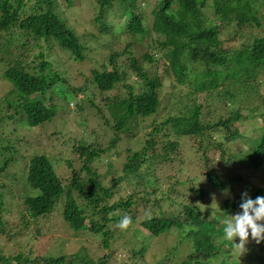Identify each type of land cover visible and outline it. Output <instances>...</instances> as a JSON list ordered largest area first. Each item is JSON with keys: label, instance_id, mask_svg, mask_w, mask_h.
Returning a JSON list of instances; mask_svg holds the SVG:
<instances>
[{"label": "trees", "instance_id": "16d2710c", "mask_svg": "<svg viewBox=\"0 0 264 264\" xmlns=\"http://www.w3.org/2000/svg\"><path fill=\"white\" fill-rule=\"evenodd\" d=\"M65 1L66 5H71L73 0ZM94 5L96 14L92 25L95 29L88 33L77 32L66 21L61 0H0V80L9 84L0 96V176L5 173L14 187L17 173L9 170L23 157L19 156L16 142L7 136L5 128L9 121L19 124L24 121L32 127L52 121L59 112L71 110L69 101L76 99L78 92L87 89L89 84L95 85L105 103H97L88 94L89 99L79 98L77 107L86 109L83 101H89L97 109L105 127L113 131L109 145L101 147V144L79 140L76 149L80 151L83 165L77 170L70 162L72 176L69 179L60 176L51 159L44 154L29 159L22 178L27 177L23 182L27 188L24 203L34 222L60 214L74 231L100 234L99 246L107 248L108 252L94 259L83 250L68 261L67 255L34 258L30 250L29 255L25 251L12 256L1 253L0 262L5 258L16 260V264H118L121 259L113 251L116 246L112 245V240L127 249L131 247L129 251L134 258L144 261L155 239L174 230L173 247L167 248L163 255L166 257L160 256L162 259L155 254L159 260L156 258L154 264H230L226 258L230 249H224L218 242L224 240V220L241 211L242 194L235 190L234 183L242 182L243 174L226 180L215 171L208 173L214 187L233 194L225 198L220 213L210 217L207 212L214 205L203 207L198 203L177 202L173 194L186 196L176 187L178 183L166 187L152 172L145 178L140 168L141 161L148 162L151 170L171 162L181 139L187 137L198 141L199 150L207 151L214 144L221 150V159L225 160L226 141L241 134L231 120V110L244 102L253 103L249 115L244 116H264L260 110L264 105L261 93L264 35L246 33L253 36L250 42L235 49L227 48L221 36L228 24L236 23L250 30L263 27L264 0H95ZM209 11L214 12L218 23H207ZM124 18L128 20L125 25L116 23L117 19ZM234 32L239 33L241 29ZM104 36H112L106 41L110 47L124 37L125 44L104 62H99V66L90 69L92 78H85L79 87L69 83L71 79L62 68L65 64L61 57L51 59V53L56 48L59 52H67L72 66L75 62L79 64L81 77L86 73L81 67L89 57V40ZM136 42H146V47L140 51L134 49ZM123 55L128 58L126 63L118 60ZM162 59L164 73H158ZM148 64L155 69L147 68ZM171 73L174 84H186L189 90L171 92L166 113L150 123L151 129L146 131L148 137L141 149L129 148L123 173L105 184L98 164L106 160L104 164L108 165V160L116 159L117 154L111 157L108 153L124 136L132 138L146 129L143 125L140 127V119L161 113L163 80L167 75L172 76ZM66 82L71 86H67L69 100L65 91L58 96L52 93L55 85L59 87ZM202 91L207 94L200 101ZM215 100L221 106L211 103ZM226 107L229 108L227 116ZM240 112L243 114L242 110ZM222 128L229 132L228 136L224 140H213L214 133ZM253 141L255 147L243 158L244 162L258 168L264 164V131ZM160 144L162 149L158 151ZM130 180L134 181V190L111 203L114 190ZM2 186L0 179V189ZM194 193L201 201L208 195L202 187H197ZM3 196L1 190L0 208L4 205ZM257 196H264V186L248 197L255 199ZM180 204L177 211L168 213L170 208ZM134 205H142L140 217L137 212L130 211ZM125 215L130 216L132 222L122 230L118 222ZM141 218L147 233L134 227ZM3 224L0 214V227ZM25 225L29 226L28 220ZM188 243L191 244L186 247ZM128 260L125 256L121 262L126 264ZM260 263L264 264V253L260 255Z\"/></svg>", "mask_w": 264, "mask_h": 264}, {"label": "rangeland", "instance_id": "374dc122", "mask_svg": "<svg viewBox=\"0 0 264 264\" xmlns=\"http://www.w3.org/2000/svg\"><path fill=\"white\" fill-rule=\"evenodd\" d=\"M61 1L62 6L65 8L66 21L74 26L77 32L86 31L90 33L95 29L92 25V18L96 14L94 5L95 0H73L71 5H66L65 0ZM214 15L212 11L207 13V23H218V19L216 15ZM127 21L126 18L123 20L117 19L116 23L125 25ZM235 29L236 31L241 29V32L235 33ZM246 33L250 35L252 33L255 35H264V25L263 27H256V29L250 30L248 28L238 27L236 23L228 24L223 28L221 36L227 48L235 49L242 47L244 42H250L253 36H247ZM231 36L233 37L230 39ZM111 37L104 36L103 38L98 37L99 39L97 40H93L94 38L89 40V45L91 47L90 51L88 50L89 57L84 62V66L81 67L85 69L86 73H84V75L80 74L81 77H79V64L75 62L72 66L67 59V52H59V49L56 48L57 52L54 49L50 57L51 59L61 57L62 63L65 64L62 68L71 79L69 83L79 87V85L83 84L82 82L85 78L88 80L92 78V71L90 70L92 67L99 66L100 63L105 61L107 56L115 53L119 50L120 46L125 44L126 37L110 47L106 44V41L111 39ZM235 38L236 40H234ZM146 42H136L133 48L140 51L146 47ZM118 60L120 63H126L128 58L123 55ZM147 68L155 69V66L148 64ZM163 69L164 59L161 60L158 66V73H164ZM132 78L136 79L135 76ZM163 81V106L161 107L163 112L161 111V113L157 115L140 119V127L143 125L146 126V129L142 130L137 126L138 131L141 129L139 134L134 135L132 138L124 136L118 145L108 153V155H112L111 157H115L114 154H117L116 159L108 160V165L104 164L106 160H101L98 164V171L104 176L105 184H110L113 178L123 173V164L125 156L129 152V148L134 150L141 149L144 140L148 137L146 131L151 129L150 123L153 122L154 118L160 119L166 113L170 102L169 97L172 96L171 92H186L190 88L186 84H174L175 78L173 74L172 76H165ZM4 82L6 83L5 80H0V96L9 88V84L7 83V85H5ZM69 83L66 82V85L59 84V87L55 85L52 93L58 96L62 95L61 91H65L68 93L66 99L69 100V88L71 87ZM96 88L95 85L92 86L89 84L87 89L85 87L84 90L78 92L79 95L77 98L69 101L71 110L68 109L67 111L63 110L59 112L52 121L34 127L29 126L24 121L22 124H19L17 121H9L6 126L5 130L7 136L16 142L19 149V156L23 157L20 158L19 163L13 165L9 170L10 172L17 173L18 179L14 187L11 185L12 179L7 178L5 173H3V176H0L1 183L4 184L0 189V191L2 190L4 193V205L0 208L1 218L4 222L3 226L0 227V255L2 253V255L5 256H12L17 255L21 251H25V254L29 255L31 250V256L34 258L43 256L60 257L67 255V260L69 261L72 259L74 253H80L83 250H86L85 252L87 255L94 259H98L108 252L107 248L99 246V241L101 240L100 234L96 232H76L68 226L60 214H54L53 216L34 222L33 219L29 217L24 203V199L27 195V188L23 185V182L27 177L25 176L22 178L25 174L29 159L34 155L44 154L51 159L58 174L69 179L72 176V166H70V162L77 170H81L83 165V158L80 155V151L76 149V146L80 144L79 140H83V142H87V144H101V147H107L109 145L110 138L113 136V131L109 127H105L104 119L97 109L94 108L89 101H83L86 109L77 107L79 98L89 99L87 97L88 94L95 98L97 103L104 104L105 101L102 99V94ZM114 91H117V87ZM124 92L125 90L122 89V93ZM261 93L264 94V83L261 86ZM206 94V91H202L199 100L203 101V97H205ZM211 103H217L215 107L221 106L218 100ZM255 103L258 104V101L256 100ZM240 105L241 106L238 108L231 110L230 116L241 134L234 140L226 141V146H224L227 151L225 160L221 159V150L214 144H212L207 151L199 150L198 141H196L195 138L187 137L181 139L179 148L173 152V156H175L173 160L169 163L160 165L157 170H151L148 162L141 161L140 171L143 173V176L149 178L151 175L150 172H152L155 178L156 176L157 178L158 176L160 177L162 183L167 185L166 187H169V184L174 182L178 183L176 187H179L182 192H185L186 196H177L173 194L177 202L182 204L183 202L192 204L198 203L203 207L214 205L211 206L212 209L209 208L207 212L210 217L219 214L225 198L227 196L231 197L233 194L214 187L213 183H211L207 177L209 172L215 171L226 180L237 176L239 173L243 174V181L238 184H236V182L234 183L236 185L235 190L240 194L246 193L248 196H251L258 187L264 186V164L255 168L247 162H244L243 157L247 155L251 148L253 149L255 147L253 140L260 137L264 131V116L245 117L249 115L248 112H251V105L246 102ZM226 110L225 115L227 116L229 108L226 107ZM240 110L243 111V114H241ZM260 110L264 114V105L260 106ZM228 133L229 132L225 128H222L217 133H214L213 140H224V138L228 136ZM161 144L158 146V151L162 149ZM103 156L108 158L107 155ZM82 174H85L83 170ZM197 187H202L207 190L208 195L206 200H198V197L195 196L194 192ZM134 188L135 184L133 180L122 182L114 190L115 193L111 203L117 201L121 197H127ZM191 188L193 189L192 191ZM179 206H181V204L173 206V208L168 210V213H172L174 210L177 211ZM130 211L133 213L137 212L140 217V214L142 215V205H134L131 207ZM25 220L29 221V226L25 225ZM223 220L224 219H222V221ZM136 226L143 232H148L142 218L135 223L134 227ZM175 240L176 232L174 230L159 236V239H155V244L152 246L151 251L148 252L147 260H144L146 263L140 260L139 257L134 258L129 251L131 247L128 249L127 247H122V244L119 242L117 243L115 240H112V245L116 246L113 247V251L120 257L121 261L125 256L129 257L126 264H154L156 258L166 257L163 255L166 254L167 248L170 246L173 247ZM236 242H239L238 239ZM263 242L264 241L257 244L255 241L251 240L250 237L249 242L245 246V251L242 254L237 245L225 239L222 242H218V244H221L224 249H230L229 256H226L230 264H259L260 255L264 253ZM190 244L191 243H188L186 247ZM155 254H157L158 257H156ZM202 258L204 257L202 256ZM214 260L217 261L218 258L215 257ZM121 261H119L118 264H123ZM0 263L16 264V260L9 261L4 258Z\"/></svg>", "mask_w": 264, "mask_h": 264}, {"label": "clouds", "instance_id": "9594fccd", "mask_svg": "<svg viewBox=\"0 0 264 264\" xmlns=\"http://www.w3.org/2000/svg\"><path fill=\"white\" fill-rule=\"evenodd\" d=\"M239 207L240 212L224 221L223 238L237 245L242 254L250 237L257 244L264 241V196L252 199L244 193ZM131 222V217L125 215L119 220L118 227L122 230L127 229Z\"/></svg>", "mask_w": 264, "mask_h": 264}]
</instances>
